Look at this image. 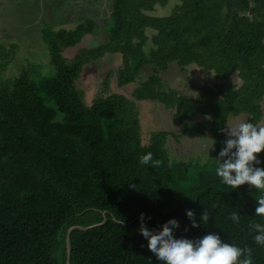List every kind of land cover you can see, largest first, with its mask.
I'll return each mask as SVG.
<instances>
[{
  "label": "trees",
  "instance_id": "16d2710c",
  "mask_svg": "<svg viewBox=\"0 0 264 264\" xmlns=\"http://www.w3.org/2000/svg\"><path fill=\"white\" fill-rule=\"evenodd\" d=\"M169 2L114 0L107 29L89 17L71 28L46 25L41 35L52 72L30 65L16 77H0V264H67L70 228L101 223L105 215L102 224L73 229L70 264H155L139 232L141 213L152 231L178 221L177 237L217 232L250 247L254 264H264L251 228L264 223L255 216L264 193L247 184L231 189L215 175L216 158L232 138L225 129L230 117L245 114L259 123L263 115L264 0H179L168 15L151 13ZM147 29L155 31L151 45ZM101 30L105 42L64 55ZM107 53H121L122 64L109 69L104 90L88 102L77 80ZM172 63L184 70L196 64L219 81L189 97L165 84L162 73ZM114 75L119 87L136 84L131 97L109 90ZM234 76L240 85L227 81ZM145 100L174 108L182 132L151 131L145 141L137 109ZM199 114L207 117L194 120ZM188 133L211 135L214 155L173 158L168 135L178 140ZM147 153L151 160L141 164ZM257 156L264 161V151ZM233 212L239 224L231 222Z\"/></svg>",
  "mask_w": 264,
  "mask_h": 264
},
{
  "label": "rangeland",
  "instance_id": "374dc122",
  "mask_svg": "<svg viewBox=\"0 0 264 264\" xmlns=\"http://www.w3.org/2000/svg\"><path fill=\"white\" fill-rule=\"evenodd\" d=\"M24 2L23 0H0V47L3 46L7 49L6 51H9V55L4 56L0 50V65L3 67L0 70V77L2 79L16 77L21 73L22 68H27L30 65L40 66L38 71L42 74L52 72L50 51L42 39V28L46 25H53L55 28L61 26L71 28L83 20L84 17L82 16L94 13L92 15L97 19H92L100 24L103 22L102 27L107 29L111 20L110 13H112L114 6V0H104L106 5H102L101 11L100 8L94 9L93 5L84 9V5L78 1L61 5H59L58 0H55L54 3L51 0H29L31 5ZM177 3L179 0H170L167 6L157 5L151 13L160 16L168 15ZM154 32L152 29H147L149 45L152 43L151 36ZM107 37L108 35L103 30L95 34H87L78 45L65 49L63 53L66 57L72 58L80 48L95 47L105 42ZM121 64V53H107L102 59L92 60L84 66L82 74L77 80V85L84 90L88 102H91L99 91L104 90V79L109 69L116 70ZM144 70V76H146L150 72L149 67H145ZM162 76L165 84L178 89L189 97L198 95L199 86L205 84L213 86L219 81L212 72H205L196 64L188 65L184 70L177 63H172L169 70L162 73ZM227 81L240 83L236 76ZM135 86L136 84L132 83L119 87L114 75L110 79L109 90L124 93L131 97L130 93ZM137 109L139 110L138 118L145 141L150 138L151 131L166 130L181 133L183 130V125L175 120V109L166 107L159 101H137ZM204 117L207 116L199 114L193 119L198 120ZM245 120H247V116L241 114L230 118L228 124H236ZM260 123H264V117ZM225 129L228 131L227 125ZM166 145L169 154L176 159L188 157L208 159L214 155L215 149L211 135L203 137L199 133H188L178 140L173 135H168Z\"/></svg>",
  "mask_w": 264,
  "mask_h": 264
},
{
  "label": "clouds",
  "instance_id": "9594fccd",
  "mask_svg": "<svg viewBox=\"0 0 264 264\" xmlns=\"http://www.w3.org/2000/svg\"><path fill=\"white\" fill-rule=\"evenodd\" d=\"M227 127L226 135L233 138L225 141V147L220 150L216 158L215 175L223 185L231 189L247 184L249 188L264 193V167L257 166L264 164V161L257 156L264 151V123L245 120L236 124H227ZM150 160L151 153L140 156L141 164L146 165ZM256 200L258 206L255 209V216L264 219V195ZM187 216L192 221L193 227L199 226L193 210H187ZM208 219L207 213L202 214L201 220L204 223H207ZM144 220L145 215L141 213L139 232L150 242V250L157 258L155 264H254L250 247H240L235 242H226L217 232H210L201 238L189 239L176 236L178 221L152 231L143 223ZM230 220L239 224L240 216L233 212ZM251 228L254 232V242L264 247V223L256 222Z\"/></svg>",
  "mask_w": 264,
  "mask_h": 264
},
{
  "label": "crops",
  "instance_id": "0c3cea01",
  "mask_svg": "<svg viewBox=\"0 0 264 264\" xmlns=\"http://www.w3.org/2000/svg\"><path fill=\"white\" fill-rule=\"evenodd\" d=\"M22 1V0H21ZM23 1H25L24 3H28V4H30L31 5V3L29 2V0H23ZM52 1V3H54L55 2V0H51ZM71 1H75V2H79V3H81L82 5H84V9H86V7L87 6H89V7H92V5H93V7H94V9L95 8H100L99 10L101 11V8L104 6V5H106V3L104 4V0H90V1H88V0H58V2H59V5H61V4H64V3H68V2H70L71 3ZM88 3V4H87ZM103 5V6H102ZM108 9V8H107ZM91 12H93L92 10H90ZM112 12V11H111ZM92 14H94V13H91L90 15H84V16H82V17H89V18H96L94 15H92ZM110 16H111V13H110ZM97 19V18H96ZM105 19H107V18H105ZM103 23V22H102ZM261 107H262V110H263V115H262V118L264 117V100L261 102ZM232 117H236V116H231L230 118H232ZM262 118H261V120H262ZM230 120V119H229ZM260 123V122H259Z\"/></svg>",
  "mask_w": 264,
  "mask_h": 264
},
{
  "label": "water",
  "instance_id": "95a60500",
  "mask_svg": "<svg viewBox=\"0 0 264 264\" xmlns=\"http://www.w3.org/2000/svg\"><path fill=\"white\" fill-rule=\"evenodd\" d=\"M106 221V215L104 217V221L101 222V223H97V224H102ZM97 224H93V225H90V226H81V225H75V226H72L70 228V230L68 231L67 233V252H68V255H67V264H70L71 263V251H72V246H71V232L73 231V229L75 228H81V229H87V228H90V227H93Z\"/></svg>",
  "mask_w": 264,
  "mask_h": 264
}]
</instances>
